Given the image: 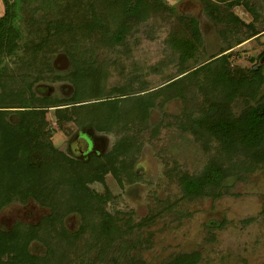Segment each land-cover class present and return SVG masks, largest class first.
<instances>
[{"label":"trees","instance_id":"trees-1","mask_svg":"<svg viewBox=\"0 0 264 264\" xmlns=\"http://www.w3.org/2000/svg\"><path fill=\"white\" fill-rule=\"evenodd\" d=\"M1 1L0 55H12L19 48L22 13L37 22L36 13L28 11L29 5L36 1L42 7H59L50 13V17L44 15L41 18L45 35L57 41L65 38V42H74L79 35L106 43H121L148 18L160 16L163 20L176 15L183 27L179 29L178 36L172 33L170 43L179 51L181 64H184L194 58L203 35L196 16L177 12L176 7L166 0ZM218 1L200 0L210 20L223 21L225 17L224 21L230 23L233 20L232 23L244 25L248 30L245 38L228 42L223 51H231L234 46L264 31V28L258 30L252 23L243 22L236 13L227 14V17ZM242 3L255 17L258 16L248 0ZM263 55L264 50L258 57ZM7 61L26 69H38L32 58H0V206L32 198L47 207L49 213L33 225L17 222L10 230L0 228V249L11 250L5 259H0V264H67L69 251L73 248L81 260L79 264H97L96 260L105 263L112 251L117 252L115 248L119 246V240L124 241L127 234L124 225L128 222L131 226L130 218L122 221L98 206L96 201L101 196L89 184L103 182L108 173L118 181L122 175L129 177L133 162L130 151L133 146L141 145L142 135L150 129L148 104L139 100L141 97H135L127 101L134 104L132 108L127 103L125 106L126 90L120 101L112 98V92L110 95L102 94L98 68L91 64L90 58H70V67L65 73L54 72L53 77L71 81L74 85V92L61 99L46 92L38 91L40 93L37 94L30 91L28 87L39 76L26 72L13 74L8 70ZM226 62L224 56L220 59L219 68L210 70L207 65L208 73L205 72L207 75L201 81L203 86L198 84L205 87L204 96L193 107H188L187 101L196 98L193 88L198 87L197 84L191 85L192 90L186 86L173 94L185 103L178 127L192 134L204 149L212 151L198 173L184 172L178 176L180 188L188 197L219 196L222 182L227 177L257 161H264V95L254 99L264 79L262 68H230ZM200 71L201 68L192 70L179 82L188 79L192 83L198 79ZM139 92L135 91V95ZM85 93L90 98L83 99ZM237 97L242 99L244 106L235 111L232 103ZM51 107L60 127L67 121L75 123L80 131L78 134L84 137L87 145L85 151L90 148L92 130H119L118 118L123 119L122 135L108 153H84L83 150L82 155H66L50 140L46 111ZM72 215L79 218L76 230H70L65 224L66 218ZM146 220L152 221L153 217L148 216ZM85 235H88V240ZM80 239L85 240L82 246L77 244ZM31 241L40 242L44 251L31 253L28 249ZM91 249H95L93 256L90 255ZM127 256V263L138 260H130L133 256ZM110 261L115 264L116 258L112 256ZM192 263L194 254L186 253L173 257L166 264Z\"/></svg>","mask_w":264,"mask_h":264},{"label":"rangeland","instance_id":"rangeland-1","mask_svg":"<svg viewBox=\"0 0 264 264\" xmlns=\"http://www.w3.org/2000/svg\"><path fill=\"white\" fill-rule=\"evenodd\" d=\"M243 1L219 0L217 3L226 16L236 13L243 22L252 23L258 30L263 29L264 0H248L255 7L257 17L243 6ZM166 2L174 5L179 13L196 16L203 33L194 58L184 64H181L179 51L170 43L172 33L178 36L179 29L183 27L176 15L166 17L164 21L160 16L148 18L121 43H106L79 35L77 41L65 42V38L57 41L47 37L41 20L44 15L50 17V13L59 7H42L37 1L28 7L29 12L33 10L36 13L37 22L22 13L19 48L12 55L2 54L0 58H32L38 69H26L7 61L8 70L16 75L26 72L39 76L30 84L29 90L37 94L46 92L58 99L70 96L74 85L71 81L53 77L54 72L65 73L70 67V58H90L91 64L98 68L102 94L110 95L112 92V98L120 101L126 90L125 106L135 97H141L139 100L148 104L150 129L142 135L141 145L133 146L130 151L133 162L129 177L122 175L118 181L108 173L103 182L89 184L101 196L96 201L98 206L122 221L129 217L131 223V226L128 222L124 225L127 234L124 241L119 240L120 244L115 248L117 252L112 251L105 263L96 260L97 264H112V256L116 258L115 264H166L173 257L186 253L194 254L192 264H264V161H257L227 177L222 182L219 196L184 195L178 176L184 172L198 173L212 151L204 149L192 134L178 127L185 103L173 95L186 86L192 90L191 85L201 84L207 75V65L209 69L219 68L220 59L224 56L230 68L261 66L264 75V55L258 57L264 50V32L261 37L247 39L231 51H223L228 42L245 38L248 30L244 25L232 23L233 20L228 23L224 21L225 17L223 21L210 20L200 0ZM2 10L0 0V14ZM197 68H201L198 79L192 83L188 79L179 82L183 75ZM113 88L115 90L110 91ZM203 88L199 85L193 88L196 98L187 101L188 107L201 101L202 92H205ZM135 91L140 92L135 95ZM263 95L264 79L254 99ZM88 97L89 94L85 93L83 99ZM232 104L235 111L244 106L239 97ZM127 105L132 108L134 104L128 102ZM46 119L52 144L69 156L89 151L108 153L123 131V119L120 118L117 120L119 130H92L90 148L85 151L87 145L84 137L78 134L80 131L75 123L67 121L60 127L53 107L46 111ZM48 213L47 207L32 198L24 202L14 200L0 206V228L10 230L17 222L33 225ZM148 216L153 220H146ZM78 221L79 218L72 215L66 218L65 224L70 230H76ZM85 239H89L88 235ZM84 241H77L78 246H82ZM28 249L34 254L44 251L37 241H31ZM94 252L95 249H91L90 255L93 256ZM7 253L11 250L0 249V259H5ZM127 254L133 256L130 260H138L127 263ZM79 261L75 248L71 249L67 264H79Z\"/></svg>","mask_w":264,"mask_h":264},{"label":"crops","instance_id":"crops-1","mask_svg":"<svg viewBox=\"0 0 264 264\" xmlns=\"http://www.w3.org/2000/svg\"><path fill=\"white\" fill-rule=\"evenodd\" d=\"M263 32H264V31H263ZM263 32H261L260 34L256 35L255 37H253V38H251V39H254V38H256V37H261L260 35H261ZM251 39H250V40H251Z\"/></svg>","mask_w":264,"mask_h":264}]
</instances>
